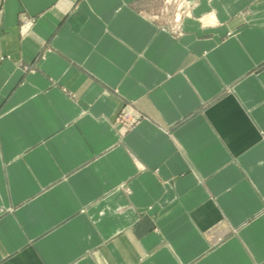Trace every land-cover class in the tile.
<instances>
[{
	"label": "crops",
	"instance_id": "0c3cea01",
	"mask_svg": "<svg viewBox=\"0 0 264 264\" xmlns=\"http://www.w3.org/2000/svg\"><path fill=\"white\" fill-rule=\"evenodd\" d=\"M4 0L0 264H264V0Z\"/></svg>",
	"mask_w": 264,
	"mask_h": 264
},
{
	"label": "built area",
	"instance_id": "2783aa9c",
	"mask_svg": "<svg viewBox=\"0 0 264 264\" xmlns=\"http://www.w3.org/2000/svg\"><path fill=\"white\" fill-rule=\"evenodd\" d=\"M191 8L192 4L187 0H164L161 15L166 18L167 27H163V30L180 36L181 21L191 17Z\"/></svg>",
	"mask_w": 264,
	"mask_h": 264
},
{
	"label": "rangeland",
	"instance_id": "374dc122",
	"mask_svg": "<svg viewBox=\"0 0 264 264\" xmlns=\"http://www.w3.org/2000/svg\"><path fill=\"white\" fill-rule=\"evenodd\" d=\"M163 2H164V0H162V3H163ZM164 27H167V24H166V18H165V26H164ZM180 29H181V27H180ZM181 35H182V31H181ZM181 35H180V36H181ZM173 36H174V35H173ZM180 36H176V35H175V37H180Z\"/></svg>",
	"mask_w": 264,
	"mask_h": 264
},
{
	"label": "water",
	"instance_id": "95a60500",
	"mask_svg": "<svg viewBox=\"0 0 264 264\" xmlns=\"http://www.w3.org/2000/svg\"><path fill=\"white\" fill-rule=\"evenodd\" d=\"M4 0H0V11Z\"/></svg>",
	"mask_w": 264,
	"mask_h": 264
}]
</instances>
